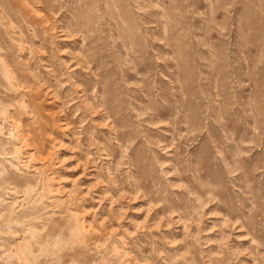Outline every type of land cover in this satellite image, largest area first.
<instances>
[{
    "label": "rangeland",
    "instance_id": "374dc122",
    "mask_svg": "<svg viewBox=\"0 0 264 264\" xmlns=\"http://www.w3.org/2000/svg\"><path fill=\"white\" fill-rule=\"evenodd\" d=\"M0 264H264V0H0Z\"/></svg>",
    "mask_w": 264,
    "mask_h": 264
}]
</instances>
